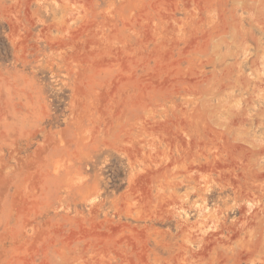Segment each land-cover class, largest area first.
<instances>
[{"label": "rangeland", "instance_id": "374dc122", "mask_svg": "<svg viewBox=\"0 0 264 264\" xmlns=\"http://www.w3.org/2000/svg\"><path fill=\"white\" fill-rule=\"evenodd\" d=\"M0 264H264V0H0Z\"/></svg>", "mask_w": 264, "mask_h": 264}]
</instances>
